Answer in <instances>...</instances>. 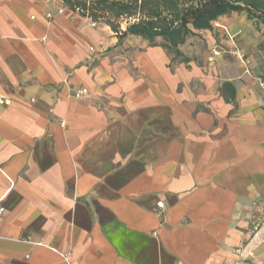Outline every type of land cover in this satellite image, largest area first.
Returning <instances> with one entry per match:
<instances>
[{"label": "crops", "instance_id": "1", "mask_svg": "<svg viewBox=\"0 0 264 264\" xmlns=\"http://www.w3.org/2000/svg\"><path fill=\"white\" fill-rule=\"evenodd\" d=\"M70 16L0 0V264H264V26L229 13L185 64Z\"/></svg>", "mask_w": 264, "mask_h": 264}, {"label": "trees", "instance_id": "2", "mask_svg": "<svg viewBox=\"0 0 264 264\" xmlns=\"http://www.w3.org/2000/svg\"><path fill=\"white\" fill-rule=\"evenodd\" d=\"M57 1L72 15L108 28L118 42L135 37L160 47L171 56V63H189L180 47L196 31L210 30L213 22L229 13L244 12L264 26V0Z\"/></svg>", "mask_w": 264, "mask_h": 264}, {"label": "rangeland", "instance_id": "3", "mask_svg": "<svg viewBox=\"0 0 264 264\" xmlns=\"http://www.w3.org/2000/svg\"><path fill=\"white\" fill-rule=\"evenodd\" d=\"M71 19H74L73 15L70 16ZM89 30H95L98 32H104L102 31L101 26H92L90 23H83ZM157 45L161 43L160 40L156 41ZM194 43V42H193ZM143 46V47H142ZM151 48L149 51L153 52L154 56L156 57L157 62H161V56L159 55L160 51H163L160 47H151L148 43L142 42V41H128L126 47L123 50V53H133V52H145L147 49ZM148 51V52H149ZM164 52V51H163ZM107 53L106 51H100L98 54ZM165 53V52H164ZM165 55L168 57L167 53ZM175 64V63H174ZM123 67L127 66V63L124 61Z\"/></svg>", "mask_w": 264, "mask_h": 264}, {"label": "built area", "instance_id": "4", "mask_svg": "<svg viewBox=\"0 0 264 264\" xmlns=\"http://www.w3.org/2000/svg\"><path fill=\"white\" fill-rule=\"evenodd\" d=\"M62 12H63L62 9L59 10V14H61ZM45 17H46V19H51L52 18V15L49 13V14H46ZM91 25L92 26H95L94 24H91ZM218 54H219V51L218 50L212 51V55L213 56H217ZM256 83H257V86H258L259 90L261 91V93H262V95L264 97V78L263 77L257 78L256 79ZM87 94H88V92H87V90L85 88H79L75 92L74 98L75 99H81V98L87 96ZM7 104H8V102L4 98L0 97V105H7ZM157 207L158 208H162L163 206H162L161 203H158L157 204ZM3 214H4V208L0 204V218L2 217Z\"/></svg>", "mask_w": 264, "mask_h": 264}]
</instances>
